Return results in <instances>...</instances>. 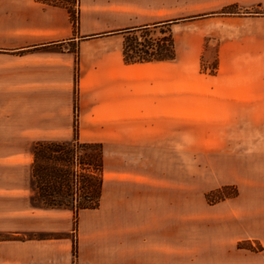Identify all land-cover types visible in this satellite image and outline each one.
<instances>
[{
    "label": "crops",
    "instance_id": "1",
    "mask_svg": "<svg viewBox=\"0 0 264 264\" xmlns=\"http://www.w3.org/2000/svg\"><path fill=\"white\" fill-rule=\"evenodd\" d=\"M3 4L14 52L0 115L9 111L11 140L68 135L78 60L79 139L100 143L103 160L75 253L63 227L59 239L0 240V264H264L243 255L255 242L264 253V13L228 17L186 63H129L120 39L67 37L55 7Z\"/></svg>",
    "mask_w": 264,
    "mask_h": 264
},
{
    "label": "rangeland",
    "instance_id": "2",
    "mask_svg": "<svg viewBox=\"0 0 264 264\" xmlns=\"http://www.w3.org/2000/svg\"><path fill=\"white\" fill-rule=\"evenodd\" d=\"M8 0H3L7 2ZM38 7L57 8L68 19L67 37L72 34L83 41L114 37L121 40L125 62L155 60L167 56L173 47L176 61L186 63L187 57L203 52L211 38H218L221 22L240 13H264V0H31ZM0 1V7L5 5ZM0 8V85L11 82L12 30L11 8ZM233 20V19H232ZM16 39L19 34H16ZM65 44L75 51L76 41ZM215 53L214 47L208 51ZM210 65V63H208ZM74 100L68 135L43 136L33 141L11 140L9 111L0 115V240L59 239L70 231V243L75 253L78 212L91 205L99 193L98 163L85 155L71 159L55 158L47 147L58 149L74 138L78 130L77 79L79 62L74 66ZM9 92L10 89L4 90ZM10 107L11 93H3ZM76 108V110H75ZM74 126V127H73ZM79 133V130H78ZM77 137V136H76ZM75 137V139H76ZM78 141L79 139L78 134ZM75 145L76 143H69ZM182 144V143H181ZM35 151V153H34ZM8 154V156H5ZM55 156V155H54ZM235 193L231 186L225 190ZM219 195L208 194L211 202ZM39 202H37L36 200ZM66 219V220H65ZM67 226V227H65ZM25 229L20 235L13 229ZM54 241V240H52ZM250 241V240H249ZM244 260L260 263L262 246L245 243ZM238 259V258H237Z\"/></svg>",
    "mask_w": 264,
    "mask_h": 264
},
{
    "label": "trees",
    "instance_id": "3",
    "mask_svg": "<svg viewBox=\"0 0 264 264\" xmlns=\"http://www.w3.org/2000/svg\"><path fill=\"white\" fill-rule=\"evenodd\" d=\"M173 51H174L173 47H170V52H171L170 54H168L167 56H162V57H157V58H152V59L163 60V59L172 58ZM76 136L78 137V130L76 129V126H75L74 138L70 139L69 142H66V144L58 145L59 147L58 149H54V147H47V149H49L48 150L49 154H51V156L55 158L62 159L63 157L68 160L73 157H77V156L82 157V155L83 156L85 155L87 158H89L90 161L98 163V167L100 170V179H99V193H98L97 199L91 205L81 206L80 210L96 208L99 204V198H100L101 186H102V160H103L102 154L103 153H102L101 144L97 142H79ZM69 143H76V144L70 145ZM36 201L39 202L38 200Z\"/></svg>",
    "mask_w": 264,
    "mask_h": 264
}]
</instances>
